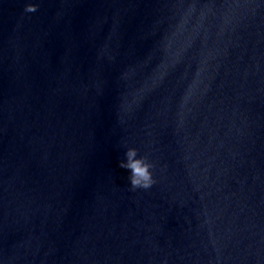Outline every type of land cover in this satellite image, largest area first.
<instances>
[{
    "label": "water",
    "instance_id": "obj_1",
    "mask_svg": "<svg viewBox=\"0 0 264 264\" xmlns=\"http://www.w3.org/2000/svg\"><path fill=\"white\" fill-rule=\"evenodd\" d=\"M0 264H264V0H0Z\"/></svg>",
    "mask_w": 264,
    "mask_h": 264
},
{
    "label": "clouds",
    "instance_id": "obj_2",
    "mask_svg": "<svg viewBox=\"0 0 264 264\" xmlns=\"http://www.w3.org/2000/svg\"><path fill=\"white\" fill-rule=\"evenodd\" d=\"M39 5L27 3L24 5V13L32 14L38 11ZM126 162L121 161L120 167L129 171V187L131 191L149 190L157 184L154 175V165L139 154L137 148L128 146L125 151Z\"/></svg>",
    "mask_w": 264,
    "mask_h": 264
}]
</instances>
